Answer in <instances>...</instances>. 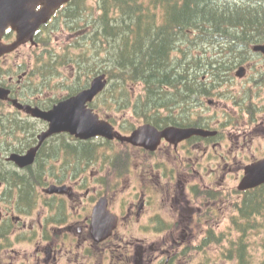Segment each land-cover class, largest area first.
<instances>
[{
    "label": "flooded vegetation",
    "instance_id": "flooded-vegetation-1",
    "mask_svg": "<svg viewBox=\"0 0 264 264\" xmlns=\"http://www.w3.org/2000/svg\"><path fill=\"white\" fill-rule=\"evenodd\" d=\"M60 9L34 32L31 41L0 54V264H17L21 253L13 249L15 243H33L38 237L45 240V245L42 249L35 248L34 253L39 255L35 264H58L64 259L63 252L72 254L73 251L89 260H107L112 264H116L117 258H122L126 264L129 260L133 264H174L181 258L186 260V257L188 263L195 252L204 251L209 244L224 242L229 230L215 232V228L222 222L219 217L226 218L224 214L220 215L223 211L221 203L228 200L226 195L229 192L224 194L221 190L199 186L191 182L189 175L196 161L191 158L189 147L208 146L220 137L217 130L211 129L207 118L200 117L199 125L192 127L216 131L215 135L192 136L176 145L161 139L153 151L116 139L94 138L88 141L94 147L105 144L110 148L115 144L121 149L114 152L111 146L112 156L109 158L99 154L74 156L67 152L69 144L76 146L85 141L62 132L42 142L31 164L20 167L13 161L12 156L23 157L35 147L38 136L48 129V123L33 116L31 109L50 111L90 84L89 80L86 86H80L83 79L75 78L70 68V75L60 81V89L64 88L65 94L54 95L58 87L52 83L55 78L51 77L58 72L57 66L54 71L53 60L42 59L40 55L42 51H48L51 29L63 25L57 17ZM38 35L48 39L45 44L38 42ZM16 36L17 32L10 25L5 27L0 32V47L12 45ZM37 49L41 50L40 54ZM97 98L88 106L93 112L96 111L92 104ZM99 118L105 119L101 115ZM144 124L148 123L140 125ZM154 127L158 131L163 129ZM135 128H126L128 133H122L120 129L116 131L128 136ZM54 145L62 147L57 154L62 162L59 167L54 162L49 165L53 156L48 151ZM162 145L176 152L187 151L184 160L179 161L181 170L159 160ZM131 150L136 152L132 155L136 159L133 165ZM100 156L104 159L101 160ZM41 161L45 169L37 175ZM91 165H98V170H90ZM48 173L50 179L46 178ZM135 173L140 183L134 187L133 195L119 198L123 194L120 193L121 186L126 182L123 178ZM49 187L62 188L63 192L46 193ZM38 188H42L45 198L40 206L42 213L37 212L40 205ZM238 193L236 202L241 199ZM99 202H103L109 215L115 217L116 224L106 239L96 242L92 235V213ZM135 224L142 238L126 240V232L121 228ZM144 235L156 239L148 240L143 238ZM199 238V244L192 245ZM74 244L79 245V249L82 245V252L73 249Z\"/></svg>",
    "mask_w": 264,
    "mask_h": 264
},
{
    "label": "trees",
    "instance_id": "trees-1",
    "mask_svg": "<svg viewBox=\"0 0 264 264\" xmlns=\"http://www.w3.org/2000/svg\"><path fill=\"white\" fill-rule=\"evenodd\" d=\"M89 1L70 0L57 13L73 40L61 54H49L48 60H53L54 71L57 65L72 68L75 78L83 79V87L102 73L122 91L141 85L143 93L132 102L128 97L122 107L130 104L138 120L156 127L198 126V119H190L194 108L212 95V88L235 78L234 70L256 54L253 46L264 44V0H93L94 5ZM41 38L38 35V42L45 44L47 38ZM207 78H212L210 87L205 85ZM108 83L92 107L112 122L111 105L120 104L113 93L107 94ZM59 146L48 153L56 156ZM92 147L87 141L69 144L67 152L100 153ZM44 169L41 161L37 175ZM238 194L241 199L233 204L228 237L230 228L239 237L223 256L236 264H264V185ZM251 233L260 236V259L248 250V239L243 240Z\"/></svg>",
    "mask_w": 264,
    "mask_h": 264
},
{
    "label": "rangeland",
    "instance_id": "rangeland-1",
    "mask_svg": "<svg viewBox=\"0 0 264 264\" xmlns=\"http://www.w3.org/2000/svg\"><path fill=\"white\" fill-rule=\"evenodd\" d=\"M89 2L94 5L93 0H90ZM49 35L48 51H42V54L40 55V58L45 60H47L49 54H61L63 49L68 48L73 40L62 24L52 28ZM40 51V49H37V54H40ZM76 52L77 51H75V53ZM244 67L246 68V71L243 72L245 77L243 78V75L241 76L243 79L234 78L231 82L223 81L222 84L215 87L214 90L212 88L210 90L212 95L204 97V101L201 100L202 104H199L194 108L193 115L190 118L191 120L199 119L200 117L207 118L211 129L217 130L220 133L219 140L210 143L208 146L198 145L191 148L189 147L191 158H195L196 160L193 168L189 170V175L192 179L191 182L199 186L204 185V187L221 190L224 194L229 192V195H226V199L228 197V200L224 199L222 203L220 201L221 207L223 208V211L220 212L222 214L220 215L224 214L226 218L223 216L219 217L222 218V222L219 223V226H216L215 232H225L227 229L229 230V218L232 215H235V208L232 207V203L235 202L238 197L233 191L236 190V186L242 177L244 166L264 158V57H262L261 54L252 55L249 59V63ZM57 70L58 72H56V74L54 73V76L51 78H55L52 83H55L58 87L56 91H54V95L61 96L65 94L66 90H63L64 88L60 89V81L65 80L68 77V74L70 75L71 70L68 66L62 68L59 67V65H57ZM237 71L238 70H236V72ZM92 79L93 78H90V80ZM108 81V88L111 92H107V94L111 95L113 93L114 98H116L117 102L120 104L117 105L113 103L111 105L113 106L111 109V125L115 130L120 129V132L128 133L126 128L131 127V125L138 127L143 120L141 119L138 121V119L134 117L130 104L127 108H123L122 105L126 102L128 97L131 98L132 102V99L135 96L142 94L143 88L141 85L136 84L131 89L126 88L125 91H122L114 79H111V82L110 80ZM212 82V78H207L205 85L210 87ZM208 100H212L214 105H207L206 102ZM95 103L97 104V100ZM248 105L252 106L249 111L246 110ZM160 112L164 113L163 109H161ZM126 125L129 126L126 127ZM111 146L114 152L121 149L120 145L113 144ZM111 146L110 148L105 147L104 149H100L98 146L93 147L95 149L98 148V151L100 150L99 155H108L109 158L112 156ZM52 148H57V145H54ZM88 153H90V151H88ZM130 153L131 157L136 154L133 150H131ZM159 154H162V157L161 155L158 156L160 161H166L167 166H172V168L174 167L181 170L179 161L184 160L187 151H184V153L182 151L176 152L172 148L163 147L162 145ZM60 157L61 156L57 155V158L55 159V156H53L49 165L54 162L57 167L61 166L62 162H59L61 161ZM100 157L101 160L104 159L103 156ZM135 162L136 159L132 157L131 165L135 164ZM98 165H91L90 170H98ZM106 171L107 168L104 172ZM89 176L91 178V175ZM47 177L49 179L51 178L49 173L46 174V178ZM123 179L126 180V182L121 186L122 190L120 193L123 194H121L119 198H131V195H133L135 190L134 187L140 183L137 174L135 173L131 176L127 175ZM47 187L48 186H45L44 188ZM37 192L39 193L37 194V197L39 198L38 203L40 204L37 212L39 211L42 213L43 209H41L40 206L43 202L42 199H45L44 194L42 193V188H38ZM121 229L123 232H126L124 233L126 240L142 238V233L138 230L139 227L136 224L126 229L125 226H123ZM230 229L232 230L230 231L231 237H228V239L226 238L224 242L217 243V246L215 244H209L204 251L195 252L191 257V261L188 263L185 262L188 259L186 257V260L181 258L174 264H236L234 260L229 261L223 256V252L226 253V249H228L239 237V233L235 228ZM143 238H148V240L156 239L155 236L146 237V235H144ZM246 239L249 241L248 250L251 253H254L256 259H260L263 252L259 243L260 236L251 233L248 238H243V240ZM199 241L200 238L192 242V245L199 244ZM44 245L45 240L42 241L40 237H38L33 243L23 241L21 243H15L13 249L21 253L17 264H35L39 255L35 254L34 250L36 247L42 249ZM83 248L84 247L80 245L81 252ZM73 249L80 250L79 245L74 244ZM61 256H64V259L62 258L58 264H112L107 260H89L81 253L79 254L74 251L72 254H66L63 252ZM117 259L116 264H126L125 260L122 258ZM7 260L6 262H8ZM129 264H133L131 260H129Z\"/></svg>",
    "mask_w": 264,
    "mask_h": 264
},
{
    "label": "water",
    "instance_id": "water-1",
    "mask_svg": "<svg viewBox=\"0 0 264 264\" xmlns=\"http://www.w3.org/2000/svg\"><path fill=\"white\" fill-rule=\"evenodd\" d=\"M68 0H0V32L10 25L16 32V41L6 47H0V54L9 52L17 46L31 41L33 34L48 22L51 16ZM255 52L264 54V45H256ZM244 68L236 72L237 77L243 75ZM107 84L105 74L95 76L89 86L69 99L59 102L52 110L43 112L37 108L31 109V114L48 123V129L38 136V144L25 156H12L20 167L31 164L42 142L57 133H68L80 140L93 137L116 139L133 146L155 150L161 139L175 145L192 136H213L216 132H208L199 128L167 127L158 131L151 125H143L135 129L130 136H122L105 120L93 112L88 104L104 91ZM264 185V158L244 167V174L237 190L246 191ZM46 193H61L62 188L49 187ZM116 219L109 215L103 202H99L92 213V235L96 242L106 239L115 228Z\"/></svg>",
    "mask_w": 264,
    "mask_h": 264
},
{
    "label": "bare ground",
    "instance_id": "bare-ground-1",
    "mask_svg": "<svg viewBox=\"0 0 264 264\" xmlns=\"http://www.w3.org/2000/svg\"><path fill=\"white\" fill-rule=\"evenodd\" d=\"M195 71V70H194Z\"/></svg>",
    "mask_w": 264,
    "mask_h": 264
}]
</instances>
